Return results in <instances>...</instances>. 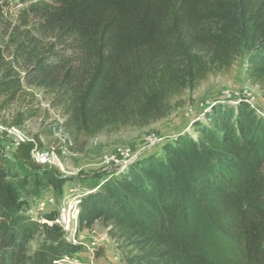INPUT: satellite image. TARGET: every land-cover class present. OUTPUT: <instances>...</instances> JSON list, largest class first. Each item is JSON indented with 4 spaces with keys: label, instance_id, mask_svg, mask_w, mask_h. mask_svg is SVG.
<instances>
[{
    "label": "trees",
    "instance_id": "trees-1",
    "mask_svg": "<svg viewBox=\"0 0 264 264\" xmlns=\"http://www.w3.org/2000/svg\"><path fill=\"white\" fill-rule=\"evenodd\" d=\"M15 5V9L11 5ZM246 57L264 92V0H3L0 108L26 88L51 94L72 141L142 128L185 104L210 76ZM33 96V94L31 93ZM32 105L16 125L37 116ZM0 149V264H61L81 249L44 223L53 251L29 252L36 229L23 191L62 194L68 180L32 156L43 143ZM192 204L210 225L264 264V116L251 104L216 103L193 131L100 179L80 201L78 232L106 224L125 264H219L192 247ZM54 215L48 218L53 219Z\"/></svg>",
    "mask_w": 264,
    "mask_h": 264
},
{
    "label": "rangeland",
    "instance_id": "rangeland-1",
    "mask_svg": "<svg viewBox=\"0 0 264 264\" xmlns=\"http://www.w3.org/2000/svg\"><path fill=\"white\" fill-rule=\"evenodd\" d=\"M2 3L3 0H0V5ZM11 8L15 9V5L12 4ZM246 62V57H242L231 72L210 76L194 91L187 92L182 107L173 108L159 122L142 128L101 133L87 141L83 136L79 141H72L67 129L56 127L66 120V115L61 108L50 106L51 94L44 89L26 88L16 101L0 108V149H13L16 137L13 127L18 128L28 138L35 139L39 136L43 143L42 149H54L60 159L57 166H50L57 167L68 179L62 194L55 193L49 187H43L38 192L23 191L27 207L22 210L21 215L36 229L35 237L28 246L29 252L34 253L39 249L53 251L58 247L56 242L47 238L43 225L47 223L45 219L50 220L49 215L56 217L59 214L66 202L65 193L70 188L83 194L93 189L100 179L112 177L122 169L124 157H117L118 162H107V155L119 149H130L131 157H135V160L127 166L148 155H161L165 143L179 134L193 131L195 122L203 120L206 112L216 103L234 105L245 101L264 116V92L247 80ZM32 104L38 111L37 116L26 120L22 125H16L18 113L27 112ZM51 195L55 201L42 205L41 198ZM191 223L192 247L203 251L219 264H249L243 250L216 231L196 204H192ZM109 229L106 224L98 221L91 229L74 234L65 233L64 239L80 245L81 249L65 255L62 261L65 264H125Z\"/></svg>",
    "mask_w": 264,
    "mask_h": 264
},
{
    "label": "built area",
    "instance_id": "built-area-1",
    "mask_svg": "<svg viewBox=\"0 0 264 264\" xmlns=\"http://www.w3.org/2000/svg\"><path fill=\"white\" fill-rule=\"evenodd\" d=\"M13 133L16 136L15 142L13 143V149L11 151L8 150L9 147L3 149L2 151L6 154L11 153L21 142L32 141L36 143L33 138L26 137L18 128L13 127ZM32 156L36 162L40 164L47 165H55L60 162L58 155L55 153L54 149L44 150L42 148H34L32 151ZM122 156L125 160H123L121 167L125 168L129 161L133 158L131 157L130 149H119L115 153L109 154L105 157L107 162L117 161V157ZM131 157V158H129ZM66 202L62 206L59 211V214L53 219H45V222L49 225H57L59 226L64 233L74 234L78 232V222H79V213H80V201L81 197L84 194L77 193V189L70 188L68 193L66 192ZM41 204L45 205L48 202L55 201L54 196H46V198H41ZM95 245V243H93ZM63 259H60L59 262L61 264H65Z\"/></svg>",
    "mask_w": 264,
    "mask_h": 264
},
{
    "label": "water",
    "instance_id": "water-1",
    "mask_svg": "<svg viewBox=\"0 0 264 264\" xmlns=\"http://www.w3.org/2000/svg\"><path fill=\"white\" fill-rule=\"evenodd\" d=\"M247 64H248V62H246V68H247ZM134 160H135V157H133V158L129 161V163L132 162V161H134Z\"/></svg>",
    "mask_w": 264,
    "mask_h": 264
},
{
    "label": "crops",
    "instance_id": "crops-1",
    "mask_svg": "<svg viewBox=\"0 0 264 264\" xmlns=\"http://www.w3.org/2000/svg\"><path fill=\"white\" fill-rule=\"evenodd\" d=\"M110 263H113V264H115V262H110Z\"/></svg>",
    "mask_w": 264,
    "mask_h": 264
}]
</instances>
